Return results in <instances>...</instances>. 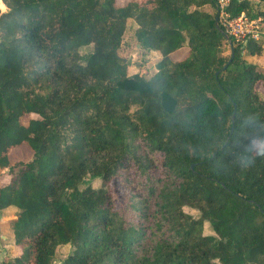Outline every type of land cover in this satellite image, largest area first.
I'll list each match as a JSON object with an SVG mask.
<instances>
[{"label": "trees", "instance_id": "16d2710c", "mask_svg": "<svg viewBox=\"0 0 264 264\" xmlns=\"http://www.w3.org/2000/svg\"><path fill=\"white\" fill-rule=\"evenodd\" d=\"M2 1L0 212L21 254L1 264H53L66 245L60 264H264V70L244 59L263 46L230 44L214 0ZM259 3L226 12L264 26ZM129 19L162 55L149 80L118 56Z\"/></svg>", "mask_w": 264, "mask_h": 264}, {"label": "rangeland", "instance_id": "374dc122", "mask_svg": "<svg viewBox=\"0 0 264 264\" xmlns=\"http://www.w3.org/2000/svg\"><path fill=\"white\" fill-rule=\"evenodd\" d=\"M125 1L126 0H117V3L119 5H123ZM249 1L253 5L254 10H258L259 8H261L259 0H249ZM0 4H3V2H0ZM6 10H2L1 12H5ZM205 10L210 13L214 12V10L210 6H206ZM243 15L244 14H242L241 16ZM255 22H257V28H259V32H260L258 43H260L263 46L264 45V26L263 24H260L258 20H256ZM135 32L136 31H135L134 24L128 21L125 34L123 38H121L122 43H121L120 49L118 50V56L129 62V66L127 68L128 76H134L135 74H137L136 72L138 73L141 72L143 77L149 80L152 76L156 74L157 71L153 66L148 67V68L145 67V63L147 59L143 55V51L141 47L138 46L139 44L137 42ZM89 50L90 49H83L81 53L86 54L87 52H89ZM224 50L228 52L227 51L228 48L226 46L224 47ZM187 52H188L187 46L183 47V49L177 53L178 55L174 57L173 61H178L182 57L186 56ZM244 59L264 70V47H263V53L261 56H250L246 52H244ZM135 66L137 68H135ZM130 67L132 68L129 69ZM258 89L261 91L262 99L264 100V89L261 83L258 85ZM260 146L261 144L259 142L255 144L256 152L260 150ZM19 151L20 150H16L15 155L18 156ZM26 159L27 157L26 158L24 157L23 162L27 161ZM17 162L19 161H16L15 163ZM9 180H10V176L8 175V170L0 168V185L7 184ZM87 185H92L94 188H100L102 185V181L100 179L87 178L84 181V186H87ZM110 189H111L112 194L114 195L115 206L118 209L122 206L124 202L126 190L119 178H115L110 183ZM186 211L189 214L193 215L194 217L199 216V213L193 209L186 208ZM13 217H14L13 213L0 212V264L6 259H9L16 255L21 254L20 248L16 247L14 243V235H13V231L11 228V222H12ZM204 234L214 235L208 223L205 224ZM72 252H73V247L71 245L59 247L57 251L55 252L56 255H55L53 264H60Z\"/></svg>", "mask_w": 264, "mask_h": 264}, {"label": "built area", "instance_id": "2783aa9c", "mask_svg": "<svg viewBox=\"0 0 264 264\" xmlns=\"http://www.w3.org/2000/svg\"><path fill=\"white\" fill-rule=\"evenodd\" d=\"M217 6V14L219 15V23L224 27L225 32L232 36L235 44L246 43L249 40L258 42L259 28L257 22L248 19L246 16H240L235 19H230L226 12L231 0H214Z\"/></svg>", "mask_w": 264, "mask_h": 264}, {"label": "crops", "instance_id": "0c3cea01", "mask_svg": "<svg viewBox=\"0 0 264 264\" xmlns=\"http://www.w3.org/2000/svg\"><path fill=\"white\" fill-rule=\"evenodd\" d=\"M129 22H132L133 24H134V26H135V31L138 29V25L133 21V20H131V19H129L128 20ZM263 47H264V45H263ZM182 50V49H181ZM181 50H179L178 52H180ZM143 51V55L146 57V63H145V67L146 68H148V67H151V66H153L155 69H156V71H157V64L161 61V59H162V55H161V53L159 52V51H157V50H150V51H145V50H142ZM178 52H176V53H174V54H172V56H171V59L172 60H174V57L176 56V55H178L177 53ZM185 57V56H184ZM184 57H182L181 59H183ZM181 59H179V60H181ZM132 67H130L129 69H131ZM135 68H137L136 66H135ZM146 72V71H145ZM136 73H138V72H136ZM16 150H20L19 152H18V156L17 155H15V151ZM31 156H32V151H31V149L29 148V146H27V145H21L20 147H18L17 149H13L12 151H11V153L9 154V160H10V162L11 163H15L16 161H23L24 160V157L26 158L27 157V159L26 160H28V159H30L31 158ZM5 170H7V169H5Z\"/></svg>", "mask_w": 264, "mask_h": 264}, {"label": "water", "instance_id": "95a60500", "mask_svg": "<svg viewBox=\"0 0 264 264\" xmlns=\"http://www.w3.org/2000/svg\"><path fill=\"white\" fill-rule=\"evenodd\" d=\"M0 2H3L2 0H0ZM1 10V9H0ZM215 25H216V27L221 31V27H220V25H219V15L217 14V16H216V18H215ZM225 37L227 38V40L229 41V43L230 44H233L232 43V41H230V37H229V35L225 32ZM138 46H140V45H138ZM124 62H126V60L125 59H122ZM225 67V66H224Z\"/></svg>", "mask_w": 264, "mask_h": 264}]
</instances>
